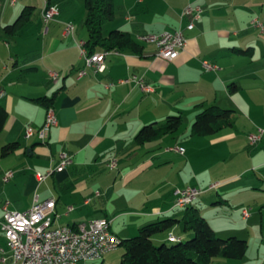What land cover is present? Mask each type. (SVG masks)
Instances as JSON below:
<instances>
[{
    "label": "crops",
    "instance_id": "crops-1",
    "mask_svg": "<svg viewBox=\"0 0 264 264\" xmlns=\"http://www.w3.org/2000/svg\"><path fill=\"white\" fill-rule=\"evenodd\" d=\"M13 1L0 0V106L8 114L0 134V222L5 204L25 212L37 197L56 201L55 227L107 219L112 232L126 240L146 225L173 219L179 222L157 234L155 244L169 245L170 234L186 242L193 233L184 228L186 208L175 205L176 191L197 187L203 193L192 206L216 233L249 244L243 260L216 264H264V137L256 146L249 143L264 129V61H256L258 47L250 35L253 31L264 39L253 25L264 0H114L115 18L105 26L106 35L127 32L143 48L110 54L101 73L86 67L77 44L88 39L85 0H52L59 14L48 25L42 14L48 0ZM189 5L204 10L193 30L186 29L192 18L182 17ZM66 23L74 25V33L66 34ZM178 29L188 45L173 61L159 58L155 44L139 39ZM204 61L217 69L207 71ZM51 73L59 75L56 82ZM139 80L152 91H143ZM43 98L54 99L57 118L44 142L37 135L25 137L28 129L38 132L45 123ZM210 106L232 111L234 123L208 141L225 149L220 150L225 151V172L207 181L192 166V152L201 153L207 141L192 136L190 127ZM178 115L183 124L188 119L186 132L182 124L156 141H136L145 126ZM12 143H19L18 149L3 156ZM180 147L184 154L175 150ZM63 152L73 163L39 182L36 175L53 170ZM112 159L118 161L115 170L106 166ZM8 171L14 177L4 183ZM215 183L219 186L210 190ZM245 208L251 213L247 219ZM110 254L101 262L113 264ZM5 257L9 248L0 227V264H6Z\"/></svg>",
    "mask_w": 264,
    "mask_h": 264
},
{
    "label": "built area",
    "instance_id": "built-area-1",
    "mask_svg": "<svg viewBox=\"0 0 264 264\" xmlns=\"http://www.w3.org/2000/svg\"><path fill=\"white\" fill-rule=\"evenodd\" d=\"M13 2H16L14 0ZM204 10L201 6L189 5L184 10L182 17H191L190 23L186 26L187 30H193L195 22L198 21ZM43 21L48 25L59 14L58 7L49 5L45 2L43 10ZM70 24H65L66 34H70ZM254 27L260 30L264 35V24L259 20L253 21ZM139 39L146 43H152L157 46L158 57L164 60L173 61L186 49L188 41L184 35L183 29L174 32H164L161 34L141 35ZM81 49L82 56L87 68L93 69L97 73L104 72L106 69V57L116 51H103L90 55L85 47L84 41L77 42ZM117 53V52H116ZM207 71L216 70L213 64L204 61L202 63ZM52 80H58L57 73H51ZM137 80V77H133ZM138 84L145 92H151L152 88L146 85L142 80ZM114 84L109 85L112 87ZM57 125L55 109L50 106L47 109L46 119L43 127L34 132L28 129L25 137L31 138L35 135L41 141H45L51 129ZM264 137V129L259 128L257 133L249 137L251 146H256ZM177 152L184 154V148H176ZM73 163V157L63 152L60 155L59 164L47 174L38 173L36 175L39 182H44L55 172H61ZM107 168L115 170L118 167L117 159H112L107 163ZM14 177L13 171H8L3 176V182L8 183ZM219 183H215L210 190L216 189ZM203 193L197 187H187L176 191L175 205H191ZM100 195V193H97ZM56 207V201L51 199L40 202L36 197L32 207L25 212L12 211L8 204L3 206L4 219L0 222V227L6 237L9 248V257L3 258L6 264H80L88 262L102 261L105 256L119 249V238L111 230V222L107 219H97L89 224H79L71 227L69 231L60 230V226L55 227L53 214ZM69 210H72L70 208ZM244 218H249L251 213L249 208L242 210ZM172 239V238H170Z\"/></svg>",
    "mask_w": 264,
    "mask_h": 264
},
{
    "label": "trees",
    "instance_id": "trees-1",
    "mask_svg": "<svg viewBox=\"0 0 264 264\" xmlns=\"http://www.w3.org/2000/svg\"><path fill=\"white\" fill-rule=\"evenodd\" d=\"M48 3L54 5L52 0H48ZM85 6L87 15L84 26L88 33L85 47L90 55L100 50L121 53L142 52L143 47L129 33L119 30L110 31L108 35L104 33L105 26L115 18L114 0H85ZM15 25L6 27V30H13ZM232 88L235 89L238 86L232 85ZM40 102L50 107L53 106L54 99L43 98ZM7 118L6 110L0 106V134ZM233 123L232 111L219 106H210L197 114L191 135L195 137L213 136L231 127ZM182 124L181 116H170L164 123L145 126L137 135L136 141L140 144L156 141L177 132ZM18 147L19 143L6 145L2 151L3 156L15 152ZM178 222L173 219L162 220L142 227L135 237L120 239L124 250L121 255V264H216L226 260L241 261L246 257L249 249L246 240L236 236L227 239L220 238L207 219L194 206L186 208L182 220L185 230L193 233V237L186 242L172 241L170 240L172 234H170L169 240L171 243H176L175 245H156L154 237L169 230Z\"/></svg>",
    "mask_w": 264,
    "mask_h": 264
},
{
    "label": "rangeland",
    "instance_id": "rangeland-1",
    "mask_svg": "<svg viewBox=\"0 0 264 264\" xmlns=\"http://www.w3.org/2000/svg\"><path fill=\"white\" fill-rule=\"evenodd\" d=\"M117 1L119 2V0H117ZM44 7H45V4H44ZM117 11H118V9H117ZM256 13L258 15V18L264 24V8L262 9V11L260 9L256 10ZM240 14H242V12ZM77 23L80 24L79 20L77 21ZM79 30H81V27H79ZM82 30H83V28H82ZM84 31L86 32L85 29H84ZM104 32H105V34H107L106 27L104 28ZM250 35H251V39H253V41H254V44H256V46L258 47V56H257L258 58L256 59V61L262 62V61H264L263 60L264 56L262 55L263 51H264V39L260 38V35H258L257 33L253 32V31L250 32ZM166 120H167V118L164 120V122ZM184 121L185 122H184V124L182 126V129H181L182 132H186V128L188 126V119L186 117L184 118ZM191 130H192V127H190V133H191ZM190 133H188V134L190 135ZM188 139H190V138H188ZM188 139H186V141H188ZM196 139H201V140L203 139L204 141H207V142H205L206 149L202 150L201 153H198L196 151H195V153L192 152L193 153L192 154V159H193L192 160L193 161V165L192 166L194 168H196L197 171L199 172V174L203 178H205L207 181L215 180V178H222L221 175H223V172H225V170H224V168H222L223 166H221V163L223 161V158L225 157V155H223L225 153V151H220V150H225V149H221L220 147H217V145L216 146H213V145L210 146L208 141H209V139H211V136L210 137H204V138H196ZM236 156H238V154L234 155V157H236ZM109 174H113V176L115 175L114 173L105 172L104 176H108ZM212 195H214V194H212ZM199 197H198V199H199ZM194 203H195V201L191 205H189V206H187L185 208L191 207ZM214 212L215 211L208 212L209 218H213V216H214L213 213ZM213 224H215L214 225L215 227L217 226V222L215 223V221H214ZM216 228H218V227H216ZM219 237L222 238V239L229 238V237H223L222 235H219ZM170 238H175V239H177L176 241L180 240L177 236H175L173 234L170 235ZM121 244L122 243H120V247L117 250L118 252L115 251L116 253L110 254L108 256V257H112L113 264H121V255L124 252L123 248L121 247ZM175 244L176 243H171V242L169 243V245H175ZM226 261H230V260H226ZM229 263H231V262H229ZM229 263H227V264H229ZM80 264H103V263L101 261H97V262H88V263H80Z\"/></svg>",
    "mask_w": 264,
    "mask_h": 264
},
{
    "label": "bare ground",
    "instance_id": "bare-ground-1",
    "mask_svg": "<svg viewBox=\"0 0 264 264\" xmlns=\"http://www.w3.org/2000/svg\"><path fill=\"white\" fill-rule=\"evenodd\" d=\"M74 30H75L74 25L73 24H70V34L74 33ZM187 206H189V205H182V208H185ZM60 230H62V231H69V230H71V227L70 226H67V225L66 226H60ZM170 240L176 241L177 239L172 238ZM119 247H120V239H119Z\"/></svg>",
    "mask_w": 264,
    "mask_h": 264
}]
</instances>
